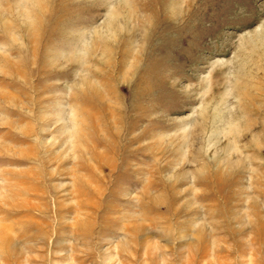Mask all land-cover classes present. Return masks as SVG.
I'll list each match as a JSON object with an SVG mask.
<instances>
[{
  "label": "rangeland",
  "instance_id": "1",
  "mask_svg": "<svg viewBox=\"0 0 264 264\" xmlns=\"http://www.w3.org/2000/svg\"><path fill=\"white\" fill-rule=\"evenodd\" d=\"M0 264H264V0H0Z\"/></svg>",
  "mask_w": 264,
  "mask_h": 264
}]
</instances>
